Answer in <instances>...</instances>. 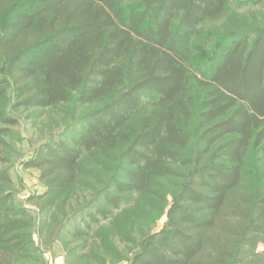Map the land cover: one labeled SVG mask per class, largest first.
I'll list each match as a JSON object with an SVG mask.
<instances>
[{"label": "trees", "instance_id": "16d2710c", "mask_svg": "<svg viewBox=\"0 0 264 264\" xmlns=\"http://www.w3.org/2000/svg\"><path fill=\"white\" fill-rule=\"evenodd\" d=\"M232 1L0 0V108L9 93L17 110L92 107L26 164L45 196L117 166L69 236L109 222L122 194L171 197L129 264H264V20L205 30ZM15 125L0 111V148ZM11 212L0 198V264L30 251L29 214Z\"/></svg>", "mask_w": 264, "mask_h": 264}, {"label": "rangeland", "instance_id": "374dc122", "mask_svg": "<svg viewBox=\"0 0 264 264\" xmlns=\"http://www.w3.org/2000/svg\"><path fill=\"white\" fill-rule=\"evenodd\" d=\"M237 19L249 26H259L264 20V8L248 0H233L224 16L205 30L226 27L229 21ZM15 103L9 93L0 108L17 123L10 128L14 136L8 139V145L0 148V173L6 172L11 179L10 183L0 184V198L8 197L11 216L22 210L29 214L25 217L28 224L25 232L30 234L27 241L30 251L20 264H129L135 252L165 228L172 198H168L166 205L158 201L156 206L146 204L139 195L122 194V204L119 209L111 210L109 222L102 221L79 238L69 236L73 225L86 213V207L100 199V191L118 172L116 163L107 164V169L98 175L79 179L68 195L58 194L54 203H50L53 195L45 196L40 172L26 164L44 144L78 132L80 118L92 107L71 104L54 110H17ZM96 165L89 168L92 171L101 168L93 167ZM33 198L43 200L41 209L32 204ZM142 206L146 211L141 212ZM73 251L77 261L72 258Z\"/></svg>", "mask_w": 264, "mask_h": 264}]
</instances>
